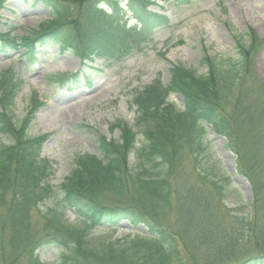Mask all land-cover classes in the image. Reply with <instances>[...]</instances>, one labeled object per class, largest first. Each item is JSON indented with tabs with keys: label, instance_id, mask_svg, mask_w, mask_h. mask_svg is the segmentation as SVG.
I'll return each mask as SVG.
<instances>
[{
	"label": "trees",
	"instance_id": "16d2710c",
	"mask_svg": "<svg viewBox=\"0 0 264 264\" xmlns=\"http://www.w3.org/2000/svg\"><path fill=\"white\" fill-rule=\"evenodd\" d=\"M7 1L0 0V13ZM38 1L51 18L29 36L0 35V50L25 49L32 62L38 48L58 42L83 63H94L114 59L119 49L124 54L140 48L169 22L150 10L159 0H128L133 27L119 0H105L110 14L95 1ZM261 43L250 31L248 42L236 41L234 56H205L204 74L175 65L169 84L159 78L137 91L135 125L116 123L120 139L100 136V156L76 158L58 187L50 183L53 163L41 156L49 137L28 134L44 104L33 96L31 111L18 123V82L2 74L0 135L11 143L0 147V264H264V188L253 182L264 165V87L258 104L244 94L247 87L259 88L252 65ZM72 77L60 75V83ZM252 79L256 86L248 84ZM209 131L226 140L237 156V173L253 183L249 212L225 203L231 180L210 160ZM46 201L56 209L40 215L35 226L32 211ZM61 210L73 211L84 228L68 224ZM121 223L143 226L147 235L89 236L94 228L115 233ZM46 250L55 254L50 262L40 258Z\"/></svg>",
	"mask_w": 264,
	"mask_h": 264
},
{
	"label": "rangeland",
	"instance_id": "374dc122",
	"mask_svg": "<svg viewBox=\"0 0 264 264\" xmlns=\"http://www.w3.org/2000/svg\"><path fill=\"white\" fill-rule=\"evenodd\" d=\"M87 1L108 8L105 0ZM120 3L126 12L128 0H120ZM150 10L166 15L167 25L156 29L152 40L142 43L138 49L124 54L119 49L112 60H97L87 66L72 51L62 50L58 42L38 48L32 62L26 57L25 49L0 50V76L5 74L7 79L16 78L18 82L13 107L16 121L21 123L28 116L33 96L44 103L31 121L28 134L49 137L41 156L53 163L52 185L58 187L64 183L76 167V158L85 154L100 156V136L119 140V130L114 128L116 123L135 125L137 91L159 78L169 84L174 65L184 66L197 75L204 74L207 70L203 63L205 56L216 59L234 56L236 41L248 42L250 31L262 41L252 65L253 79L259 88L247 87L244 94L249 102L258 104L260 89L264 87V0H189L188 3L164 0L151 6ZM126 15L131 17L129 13ZM50 18L51 11L38 0H9L1 13L0 35L29 36ZM127 22L131 27L137 24L135 20ZM65 33L64 28L61 34L64 36ZM66 74L77 77L71 84L63 85L58 75ZM253 79L248 84L255 85ZM171 99L182 107L178 95L173 94ZM257 118L262 119L260 112ZM205 141L210 144L211 162L230 176L225 203L230 208L249 212L254 186L247 177L237 173V156L227 149L226 140L221 136L209 133ZM10 143L11 140L0 135V147ZM137 147H140L139 142ZM130 163L132 167L136 164L134 154L130 156ZM256 174L253 182L263 189L264 165ZM55 209L54 201L39 204L36 212L33 209L35 226H38L40 215ZM62 214L72 226L83 228L73 212L62 211ZM134 231L146 233L142 226L134 229L121 223L116 233L93 229L89 230V235L111 239ZM39 255L46 262L55 257L49 250Z\"/></svg>",
	"mask_w": 264,
	"mask_h": 264
},
{
	"label": "bare ground",
	"instance_id": "6f19581e",
	"mask_svg": "<svg viewBox=\"0 0 264 264\" xmlns=\"http://www.w3.org/2000/svg\"><path fill=\"white\" fill-rule=\"evenodd\" d=\"M63 99V98H62Z\"/></svg>",
	"mask_w": 264,
	"mask_h": 264
}]
</instances>
